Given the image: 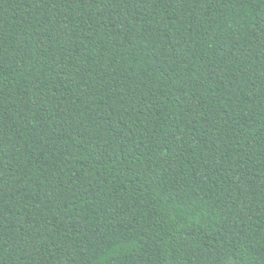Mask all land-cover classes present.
<instances>
[{"label": "trees", "instance_id": "obj_1", "mask_svg": "<svg viewBox=\"0 0 264 264\" xmlns=\"http://www.w3.org/2000/svg\"><path fill=\"white\" fill-rule=\"evenodd\" d=\"M0 264H264V0H0Z\"/></svg>", "mask_w": 264, "mask_h": 264}]
</instances>
